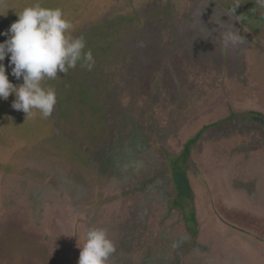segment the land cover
<instances>
[{"label":"rangeland","instance_id":"rangeland-1","mask_svg":"<svg viewBox=\"0 0 264 264\" xmlns=\"http://www.w3.org/2000/svg\"><path fill=\"white\" fill-rule=\"evenodd\" d=\"M36 3L44 8H60L72 24L68 34L82 36L86 42L84 51L91 50L96 59L104 51L96 46L97 41L105 28H113L114 20L110 22L108 14L120 0H0V43L8 39L3 33L18 20L16 13ZM3 63L7 67L9 58ZM76 67L83 70L79 62ZM71 72L69 69L67 75L58 73L57 78L42 82L45 88L55 89L54 109L59 121L53 115L43 118L35 110V115L28 117L15 110L14 94L7 100L0 99V264H78L80 247L91 228L106 229L114 242L116 251L108 264H143L146 258L156 257L167 247L161 229L154 224L150 201H155L157 190L164 193L159 199L160 216L169 218L165 217L173 195L169 174L164 171L157 185L147 186L149 202L139 195L132 196L137 200L131 202L132 198L118 190L140 188L143 179L137 167L133 181L130 177L113 181L98 172L100 166L91 160L92 146L94 142L104 145L109 129L104 127L102 105L94 101L83 84L71 80ZM8 76L16 86L23 83L11 75V68ZM252 79L259 89L264 88L263 63L255 66ZM207 103L195 100L193 106L199 110ZM191 114L192 110L185 111L181 118ZM214 115H202L184 127H151L143 133L142 142L150 145L151 137L150 146L154 148L158 138L169 136L172 140L178 134L177 139L184 140ZM176 118L178 112L173 116ZM78 122V127L71 125ZM65 135L72 138L65 139ZM209 145L196 155L208 190L191 178L197 185L194 188L197 218L202 226L200 240L208 246L206 256L211 257L204 264H264V172L259 171L263 179L259 192L242 193L237 189L236 170L211 158ZM182 146V142L177 146L164 143L163 152L151 153V161L164 166L165 151L176 154ZM211 146L219 152L225 149L220 143ZM184 211L190 216L188 207ZM171 219L181 222L178 212ZM188 235L183 232L174 244L179 253H185ZM193 255L200 262L197 249L185 253L180 262L188 264Z\"/></svg>","mask_w":264,"mask_h":264},{"label":"flooded vegetation","instance_id":"flooded-vegetation-1","mask_svg":"<svg viewBox=\"0 0 264 264\" xmlns=\"http://www.w3.org/2000/svg\"><path fill=\"white\" fill-rule=\"evenodd\" d=\"M121 2L108 14L110 22L114 20L113 28H105L97 41L96 46L104 51L94 59L92 70L75 67L71 72V80L83 84L102 105L104 127L109 129L104 145L93 143L91 160L100 166L101 175L113 181L124 177L133 181L137 167L143 179L140 188H121L118 192L126 198L139 195L148 202L147 186L168 172L173 188L165 212L169 218L160 216L159 199L164 193L157 190L155 201H150L154 224L161 229L167 247L143 264H182L183 255L194 249L201 260L197 262L193 255L188 264H204L211 257L206 256L208 246L200 240L197 185L191 178L207 190L209 185L196 155L210 144L211 158L236 170L237 189L242 193L259 192L263 180L254 166L264 160V110L259 107L264 103V88L259 89L252 78L255 66L264 64V8L256 0ZM236 30L245 38L243 43L225 45L224 33ZM201 99L208 101L207 106L196 110L194 101ZM189 110L193 114L182 119ZM56 112L54 109L52 115L59 121ZM177 112L178 118L173 119ZM212 114L184 140H178V134L171 135L172 140L165 134L168 138H158L154 148L151 137L150 145L142 142L143 133L151 127H184ZM169 142L175 146L182 142L183 146L176 154L165 151L164 166L151 161V153L163 152L164 143ZM217 143L225 149L213 150L211 145ZM186 207L190 216L185 214ZM175 212L181 217L180 223L171 219ZM183 232L189 234L185 238L188 243L183 242L184 254L173 246Z\"/></svg>","mask_w":264,"mask_h":264},{"label":"clouds","instance_id":"clouds-1","mask_svg":"<svg viewBox=\"0 0 264 264\" xmlns=\"http://www.w3.org/2000/svg\"><path fill=\"white\" fill-rule=\"evenodd\" d=\"M256 2L264 8V0ZM16 14L18 20L3 33L8 39L0 43V99L7 100L14 94L12 107L15 110L23 111L27 117L35 115V110L47 118L53 113L57 96L55 89L45 88L42 82L57 78L58 73L67 75L78 62L91 71L95 60L91 50L84 51L86 42L82 36L68 34L72 24L64 18L60 8H44L36 3ZM223 38L225 45L233 46L245 40L238 30L225 32ZM6 58H9L7 67L3 63ZM8 68L17 80H23L20 86L9 81ZM80 249L78 264H108L116 251L104 228L89 229Z\"/></svg>","mask_w":264,"mask_h":264},{"label":"crops","instance_id":"crops-1","mask_svg":"<svg viewBox=\"0 0 264 264\" xmlns=\"http://www.w3.org/2000/svg\"><path fill=\"white\" fill-rule=\"evenodd\" d=\"M249 103V102H248ZM261 109L264 110V103L259 106ZM254 171L256 173H259L260 170H262V173L264 172V160H259L258 163H255ZM261 173V174H262ZM260 174V173H259Z\"/></svg>","mask_w":264,"mask_h":264}]
</instances>
